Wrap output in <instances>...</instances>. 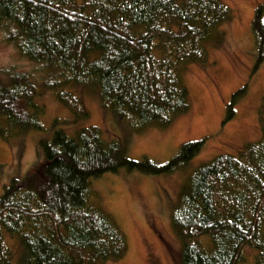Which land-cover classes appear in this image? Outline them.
Instances as JSON below:
<instances>
[{
  "label": "trees",
  "instance_id": "obj_1",
  "mask_svg": "<svg viewBox=\"0 0 264 264\" xmlns=\"http://www.w3.org/2000/svg\"><path fill=\"white\" fill-rule=\"evenodd\" d=\"M232 9L222 0H0V31L23 58L42 64L46 85L73 113L88 119L84 101L67 85L95 87L113 120L135 130L172 124L191 109L180 72L205 64L221 43ZM255 71L264 62V4L252 23ZM0 75V136L6 141L43 130L41 87L30 73ZM247 86L235 92L246 94ZM235 114L228 108L226 121ZM260 141L238 156L223 154L192 170L172 210L181 264H264V95ZM108 116V117H109ZM62 124V123H61ZM63 125V124H62ZM55 122L43 138L44 162L0 193V264H107L121 261L129 240L98 204L93 181L120 169L146 175L187 170L205 139L182 144L169 163L129 156V142L96 125L73 134ZM6 236L21 243L16 259Z\"/></svg>",
  "mask_w": 264,
  "mask_h": 264
},
{
  "label": "rangeland",
  "instance_id": "obj_2",
  "mask_svg": "<svg viewBox=\"0 0 264 264\" xmlns=\"http://www.w3.org/2000/svg\"><path fill=\"white\" fill-rule=\"evenodd\" d=\"M222 1L233 12L232 20L222 28L225 37L221 43H209L207 63L189 64L180 72L189 88L191 109L168 127L152 125L136 131L130 120L120 123L106 114L97 88L73 84L66 88L82 98L89 117L76 122L77 125L66 123L74 115L46 85L49 75L42 64L23 58L0 31V75L6 80L10 70L30 73L41 87L35 101L43 108L40 120L44 125L43 130L21 131L8 141L0 136V193L15 180L23 183L25 175L44 162L40 141L51 138L55 122L69 134L76 127L96 125L108 138H126L132 159H150L158 165L169 163L179 154L182 144L205 139L202 152L192 158L187 170L146 175L120 169L106 173L92 184L99 206L115 218L129 240V253L121 261L107 264H181L182 246L171 225V213L183 186L189 183L188 174L217 156H238L262 138L258 113L264 95V62L255 71L258 50L252 23L264 0ZM243 86H247L246 94L235 97L234 93ZM231 105L235 114L225 122ZM6 243L17 259L21 243L10 236H6ZM252 261L250 257L248 264Z\"/></svg>",
  "mask_w": 264,
  "mask_h": 264
}]
</instances>
